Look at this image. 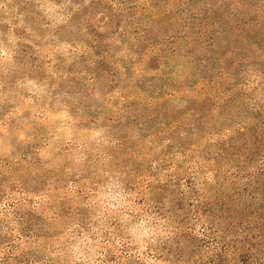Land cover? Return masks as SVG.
I'll use <instances>...</instances> for the list:
<instances>
[{"label": "rangeland", "instance_id": "1", "mask_svg": "<svg viewBox=\"0 0 264 264\" xmlns=\"http://www.w3.org/2000/svg\"><path fill=\"white\" fill-rule=\"evenodd\" d=\"M17 104L5 157L176 119V145L243 164L239 126L264 106V0H0V119Z\"/></svg>", "mask_w": 264, "mask_h": 264}, {"label": "trees", "instance_id": "2", "mask_svg": "<svg viewBox=\"0 0 264 264\" xmlns=\"http://www.w3.org/2000/svg\"><path fill=\"white\" fill-rule=\"evenodd\" d=\"M18 110L4 111L1 132ZM261 112L239 126L254 145L243 164L176 145V119L146 135L107 131L48 160L37 147L0 155V264H264Z\"/></svg>", "mask_w": 264, "mask_h": 264}]
</instances>
